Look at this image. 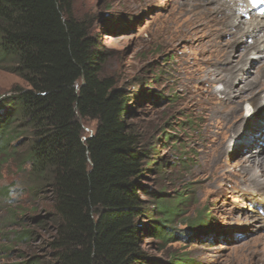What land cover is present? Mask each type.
Segmentation results:
<instances>
[{"label": "rangeland", "instance_id": "obj_1", "mask_svg": "<svg viewBox=\"0 0 264 264\" xmlns=\"http://www.w3.org/2000/svg\"><path fill=\"white\" fill-rule=\"evenodd\" d=\"M72 1L75 15L88 19L101 40L103 75L113 76L133 96L128 121L140 134L149 163L142 180L144 198L150 208L162 198L179 209L166 224L167 237L174 235L167 240L152 234L154 223L150 218L142 220L146 253L155 261L187 254L194 264H264V182L258 184L250 174H243L237 163L240 154L234 153L236 147L213 151L215 145L207 130H221L228 112L221 105L211 109L209 119H204L195 103L201 88L207 85L197 80L210 56L206 51L208 38L180 36L202 21L220 27L217 20L224 13L215 12L216 21L209 15L211 7L224 0ZM250 18L251 15L244 20L248 22ZM220 39L231 43L228 49L235 54V64L242 66L241 56L253 45V38L248 35L235 40L226 34ZM215 64L229 68L219 61ZM257 65L258 62L247 65L251 74L242 75L237 84L254 77ZM16 85L25 87L27 83L0 68V95ZM224 87L223 82H217L213 89L221 93ZM241 113L242 110L238 115ZM261 117L264 118V108L255 119ZM80 121L85 139L94 132L97 121ZM243 128L234 133L233 142L252 137ZM258 143L264 146V138H259ZM214 156H218L217 162ZM25 168L19 169L13 161L2 164L0 160V264H25L36 257L33 264H47L50 260L46 243L53 231L50 225L31 221L33 215L41 214L46 198L32 189L34 182L27 172L29 167ZM201 214L206 224H191ZM24 217L29 219L24 221ZM24 229L32 230L31 238L22 239Z\"/></svg>", "mask_w": 264, "mask_h": 264}, {"label": "trees", "instance_id": "obj_2", "mask_svg": "<svg viewBox=\"0 0 264 264\" xmlns=\"http://www.w3.org/2000/svg\"><path fill=\"white\" fill-rule=\"evenodd\" d=\"M104 63L101 40L72 0H0V68L27 83L0 95L1 163L29 167L32 189L46 198L31 221L53 231L47 264H194L187 254L155 261L143 248L142 220L167 240L179 209L162 198L150 208L144 198L149 163L128 121L133 96L103 75ZM81 118L97 121L85 139ZM203 216L191 224L204 226Z\"/></svg>", "mask_w": 264, "mask_h": 264}, {"label": "bare ground", "instance_id": "obj_3", "mask_svg": "<svg viewBox=\"0 0 264 264\" xmlns=\"http://www.w3.org/2000/svg\"><path fill=\"white\" fill-rule=\"evenodd\" d=\"M145 1L148 3L151 0ZM210 1L214 2L215 0ZM230 1L233 3L224 0L218 3L219 5L211 7L212 17L209 15L210 13L208 14L211 19L216 21L214 13H224L222 19L217 20L220 21V27H213V24L202 21L200 24L189 27L180 36H187L189 39L195 40L208 38L206 51H210V56L201 68L197 80L199 82L204 81L207 85L206 88H201V95L195 103L205 116H203L204 119L208 118L207 113L211 109L221 105H225L228 112V118L221 130L218 131L213 128L210 131L207 130L209 138L215 145L213 151H225L231 145L233 148L236 147L234 153L235 155L240 154L237 163L243 174H250V178L258 184H262L264 182V146L258 142L259 138L261 140L264 138V118L261 117L262 119L256 120L255 117L264 108V34H262L264 16L256 15L255 11L247 5L239 6V3L243 1ZM246 15H251L248 22L244 20ZM215 29H219L220 32L214 31ZM226 34L235 37V40L246 39L248 35L253 38V45H250L244 55L241 56V64L242 61L244 62L242 66L239 65L238 67L235 64L237 61L234 58L235 54L232 49H228L232 47L231 43L221 41L220 37H224ZM217 61L229 67L228 70L220 66L225 70L224 72L219 66L214 65ZM257 62L258 65L254 66L255 76L247 79L243 84H237L242 75L251 74L247 65H253ZM217 82H223L225 85L223 91L221 90L224 93L223 96L221 95L222 92L219 93L213 89ZM241 110V115H238ZM251 117L254 118L251 119ZM241 127H244L243 130L250 131L253 138L245 137L244 141L233 142L234 133L239 131ZM259 133L262 134L258 135ZM217 159L218 156H214L216 162Z\"/></svg>", "mask_w": 264, "mask_h": 264}]
</instances>
